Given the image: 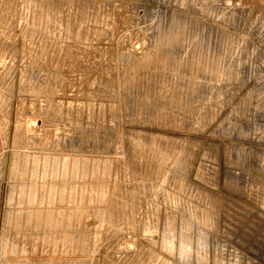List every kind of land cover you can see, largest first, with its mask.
<instances>
[{
  "label": "rangeland",
  "instance_id": "1",
  "mask_svg": "<svg viewBox=\"0 0 264 264\" xmlns=\"http://www.w3.org/2000/svg\"><path fill=\"white\" fill-rule=\"evenodd\" d=\"M0 88V264H264V0H0Z\"/></svg>",
  "mask_w": 264,
  "mask_h": 264
},
{
  "label": "bare ground",
  "instance_id": "2",
  "mask_svg": "<svg viewBox=\"0 0 264 264\" xmlns=\"http://www.w3.org/2000/svg\"><path fill=\"white\" fill-rule=\"evenodd\" d=\"M4 7V6H3ZM6 35V34H5ZM49 43V42H48ZM4 44V43H3ZM32 46V45H31ZM49 47V46H48ZM52 53V52H51ZM57 54V53H56ZM2 60V59H1ZM3 67V66H2ZM2 80V79H1ZM6 84V83H5ZM1 89V88H0ZM1 92V91H0ZM2 94V93H1ZM2 96V95H1ZM2 98V97H1ZM1 102V100H0ZM18 125V124H17ZM21 126V125H20ZM21 129V128H20ZM22 131V130H21ZM27 131V130H26ZM185 230V229H184Z\"/></svg>",
  "mask_w": 264,
  "mask_h": 264
}]
</instances>
